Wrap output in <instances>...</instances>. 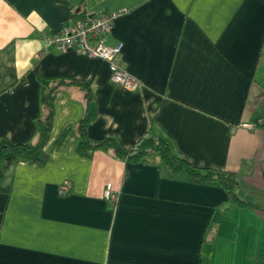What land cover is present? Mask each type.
<instances>
[{
  "label": "crops",
  "instance_id": "obj_1",
  "mask_svg": "<svg viewBox=\"0 0 264 264\" xmlns=\"http://www.w3.org/2000/svg\"><path fill=\"white\" fill-rule=\"evenodd\" d=\"M102 12L117 14L108 44L121 45L119 64L140 92L111 84L103 60L46 45L66 23ZM53 80L88 85L92 142L127 152L145 136L166 139L193 167L235 173L253 206L171 175L154 155H80L85 93L65 85L48 160L6 174L0 264H264V0H0V141L35 138Z\"/></svg>",
  "mask_w": 264,
  "mask_h": 264
},
{
  "label": "trees",
  "instance_id": "obj_2",
  "mask_svg": "<svg viewBox=\"0 0 264 264\" xmlns=\"http://www.w3.org/2000/svg\"><path fill=\"white\" fill-rule=\"evenodd\" d=\"M70 84L79 86L84 91L86 98L84 117L79 121L75 130L79 138L77 150L80 155L88 156L100 149L112 150L116 158L133 162H140L144 158L154 155L160 159L171 175L175 176L183 173L196 184L215 183L225 192L228 203L246 207L253 206L239 197L238 181L235 173L193 167L174 154L170 142L166 139L145 136L127 152L123 151L112 139L92 142L87 133L88 124L92 118V109L89 105L92 100V92L85 83L77 81L67 82L64 80H53L46 86L40 101L42 113L35 119V138L33 140L25 143L0 141V193L9 191V188L4 184L5 177L16 163L43 164L48 160L49 155L44 148L51 134L54 97L60 87Z\"/></svg>",
  "mask_w": 264,
  "mask_h": 264
},
{
  "label": "built area",
  "instance_id": "obj_3",
  "mask_svg": "<svg viewBox=\"0 0 264 264\" xmlns=\"http://www.w3.org/2000/svg\"><path fill=\"white\" fill-rule=\"evenodd\" d=\"M116 17V13L83 14L77 20L63 25L58 34L46 38V45L57 50L72 48L88 57L99 58L108 65L111 84L131 92H140L141 83L131 77L119 64L121 45L108 44V36ZM46 52L45 50L42 54ZM68 190V186L64 184L60 187V194L64 195ZM104 195L106 199H115L111 194L110 186H107Z\"/></svg>",
  "mask_w": 264,
  "mask_h": 264
}]
</instances>
